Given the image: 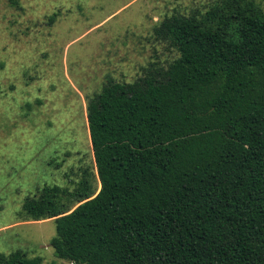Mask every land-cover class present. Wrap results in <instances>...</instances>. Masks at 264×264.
<instances>
[{"label": "trees", "instance_id": "obj_1", "mask_svg": "<svg viewBox=\"0 0 264 264\" xmlns=\"http://www.w3.org/2000/svg\"><path fill=\"white\" fill-rule=\"evenodd\" d=\"M154 34L178 57L88 100L98 192L85 169L73 191L26 197L22 217L54 218L70 264H264V12L217 0Z\"/></svg>", "mask_w": 264, "mask_h": 264}, {"label": "rangeland", "instance_id": "obj_2", "mask_svg": "<svg viewBox=\"0 0 264 264\" xmlns=\"http://www.w3.org/2000/svg\"><path fill=\"white\" fill-rule=\"evenodd\" d=\"M217 0H0V253L55 257L54 218L22 217L44 187L73 191L86 169L98 192L88 100L110 79L131 83L178 57L155 28ZM264 12V0H252Z\"/></svg>", "mask_w": 264, "mask_h": 264}]
</instances>
